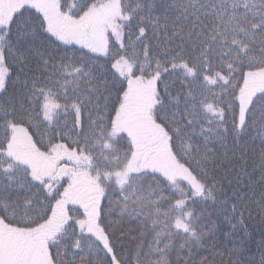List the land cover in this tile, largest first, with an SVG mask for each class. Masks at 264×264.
<instances>
[{"label":"snow or ice","instance_id":"1","mask_svg":"<svg viewBox=\"0 0 264 264\" xmlns=\"http://www.w3.org/2000/svg\"><path fill=\"white\" fill-rule=\"evenodd\" d=\"M0 264H264V0H0Z\"/></svg>","mask_w":264,"mask_h":264}]
</instances>
